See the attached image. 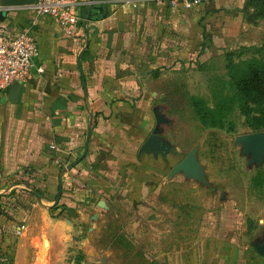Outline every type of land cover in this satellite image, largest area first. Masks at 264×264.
<instances>
[{
	"label": "crops",
	"instance_id": "obj_1",
	"mask_svg": "<svg viewBox=\"0 0 264 264\" xmlns=\"http://www.w3.org/2000/svg\"><path fill=\"white\" fill-rule=\"evenodd\" d=\"M80 2L77 37L25 7L5 19L31 31L40 47L36 62L44 67L0 96V243L10 251L9 264H96L76 231L87 212L104 198L147 196L163 183L171 153L140 149L157 127L164 65L173 71L202 47L209 57L243 28L245 0H208L191 9L167 0ZM42 232L47 247L38 243ZM69 243H75L71 250ZM69 255L83 258L70 262ZM223 255L234 256L227 249L193 247L161 253L157 261L264 264L259 253L251 263L237 255L228 262Z\"/></svg>",
	"mask_w": 264,
	"mask_h": 264
},
{
	"label": "rangeland",
	"instance_id": "obj_2",
	"mask_svg": "<svg viewBox=\"0 0 264 264\" xmlns=\"http://www.w3.org/2000/svg\"><path fill=\"white\" fill-rule=\"evenodd\" d=\"M240 15L241 31L214 46L209 57L202 47L173 71L164 65L155 104L165 117L159 133L171 142L163 183L147 196L104 198L105 204L87 212L76 231L96 264H159V254L193 247L227 249L239 262L259 257L253 243L264 241V154L255 157L238 141L257 132L241 114L236 82L255 67L264 72V0H245ZM191 152L201 176L170 178ZM45 236L42 232L40 246L49 245ZM223 256L228 262L234 257ZM81 258L69 255L70 262Z\"/></svg>",
	"mask_w": 264,
	"mask_h": 264
},
{
	"label": "built area",
	"instance_id": "obj_3",
	"mask_svg": "<svg viewBox=\"0 0 264 264\" xmlns=\"http://www.w3.org/2000/svg\"><path fill=\"white\" fill-rule=\"evenodd\" d=\"M172 5L191 9L208 0H167ZM80 0H35L25 8L34 12L36 18L49 17L55 20L69 37H77L80 25ZM4 7L0 0V12L13 10ZM7 17V16H6ZM40 47L29 29H18L0 19V96L15 84H25L35 73L42 74L44 67L37 64ZM21 226V229H24ZM0 258L1 257L0 255Z\"/></svg>",
	"mask_w": 264,
	"mask_h": 264
},
{
	"label": "water",
	"instance_id": "obj_4",
	"mask_svg": "<svg viewBox=\"0 0 264 264\" xmlns=\"http://www.w3.org/2000/svg\"><path fill=\"white\" fill-rule=\"evenodd\" d=\"M35 3V0H1V4L4 7H27L31 6ZM7 16V12H0V19L5 20ZM15 86H20V84H15ZM157 125L165 122V117L159 113L155 112ZM238 141L246 144V152H252L255 157H262L264 154V132H257L253 134H247L238 137ZM171 147V142L169 140L164 139L158 130V126L154 129L152 134L148 137L145 143L142 145L140 149V154L148 153L154 155H166L168 153L167 149ZM86 157V153L83 156L82 160ZM82 160H79L77 163L68 167V170H71L74 166L79 164ZM182 173L186 177L191 176H201V170L199 164L197 162L196 156L194 152L189 153L174 169L172 172V176L175 174ZM63 185L62 182L60 184V191L57 199V204L59 203L62 196ZM105 204L104 201L101 202ZM254 247L257 249V252L264 257V241L261 244L253 243Z\"/></svg>",
	"mask_w": 264,
	"mask_h": 264
},
{
	"label": "trees",
	"instance_id": "obj_5",
	"mask_svg": "<svg viewBox=\"0 0 264 264\" xmlns=\"http://www.w3.org/2000/svg\"><path fill=\"white\" fill-rule=\"evenodd\" d=\"M236 91L241 103L240 111L247 120L246 125L248 129L252 132L264 131V72L260 68L255 67L241 76L236 82ZM214 118H216V116ZM213 126L223 127V124L213 122ZM26 184L30 185L28 182H26ZM6 210L4 208V211ZM16 236L15 234L13 241H15ZM0 255L1 257H5L3 260H0V264L10 263V251L8 250L6 252L1 243Z\"/></svg>",
	"mask_w": 264,
	"mask_h": 264
},
{
	"label": "flooded vegetation",
	"instance_id": "obj_6",
	"mask_svg": "<svg viewBox=\"0 0 264 264\" xmlns=\"http://www.w3.org/2000/svg\"><path fill=\"white\" fill-rule=\"evenodd\" d=\"M171 152V151H170ZM174 153V152H173ZM181 162V161H180Z\"/></svg>",
	"mask_w": 264,
	"mask_h": 264
}]
</instances>
